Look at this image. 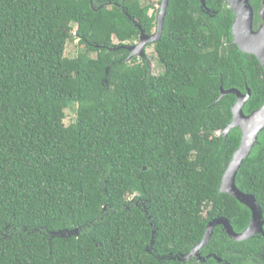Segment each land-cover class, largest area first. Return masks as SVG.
<instances>
[{
	"label": "trees",
	"instance_id": "1",
	"mask_svg": "<svg viewBox=\"0 0 264 264\" xmlns=\"http://www.w3.org/2000/svg\"><path fill=\"white\" fill-rule=\"evenodd\" d=\"M205 2L169 0L155 76L120 47L155 32L161 0H0V264H264V237L234 242L222 227L206 262L175 258L213 219L238 234L251 219L219 193L241 131L220 134L236 97L216 101L248 89L244 114L259 109L264 71L233 44L226 0ZM263 2L250 1L255 30ZM236 186L264 220V130Z\"/></svg>",
	"mask_w": 264,
	"mask_h": 264
},
{
	"label": "water",
	"instance_id": "2",
	"mask_svg": "<svg viewBox=\"0 0 264 264\" xmlns=\"http://www.w3.org/2000/svg\"><path fill=\"white\" fill-rule=\"evenodd\" d=\"M201 4V8H206L205 0H197ZM251 0H226L229 9L234 15L232 25V37L233 44L237 46L240 52L253 55L264 71V2L262 8L259 11V18L261 24L258 29L254 28L255 13L250 4ZM169 5V0H161L157 16L156 30L152 35L146 34L140 29L139 40L132 46H121V49H125L129 53V57H138L139 59H145V48L149 44L159 43L162 37L164 19L166 11ZM227 95H234L236 102L232 107V121L227 127L220 132L226 139L229 132L233 129H240L241 141L238 149L234 152L232 159L227 164L225 173L222 177L219 193L227 194L233 199L237 200L240 204L244 205L250 210L251 219L248 227L241 233H236L233 230L230 222L225 218H216L210 221L206 227L205 234L201 242H199L188 254L176 256L178 260L182 262L196 259L198 262H206L208 257H202L200 250L203 249L211 240L213 231L217 227H222L226 235L231 241L243 242L247 241L255 236L261 235L264 237V220L263 212L257 203L253 195L244 194L236 186V178L242 163L249 157L253 148L257 143L259 134L264 130V103L263 105L253 111L249 115H245L243 112L245 104L251 97L250 90L247 89L246 94H242L236 89L224 90L220 88V95L216 102L220 101ZM53 237H72L78 235V229L73 231H64L58 233H52ZM218 262L221 260L216 256H213Z\"/></svg>",
	"mask_w": 264,
	"mask_h": 264
},
{
	"label": "rangeland",
	"instance_id": "3",
	"mask_svg": "<svg viewBox=\"0 0 264 264\" xmlns=\"http://www.w3.org/2000/svg\"><path fill=\"white\" fill-rule=\"evenodd\" d=\"M141 4L144 6L149 3V0H140ZM157 1V0H154ZM160 5L156 4V8L159 10ZM153 11L151 10L149 14H152ZM114 45H118L116 41H114ZM128 45V44H127ZM80 51V46L78 44V40H75L74 42H70L66 46L65 50V56L68 58H74L77 56L78 52ZM139 59L138 57H136ZM145 58L150 66V70L153 75L158 76L163 73V67L159 63L156 53L154 52V46L153 44L147 45L145 48ZM75 112L72 109H69L66 111V119L64 121L65 125L68 126L70 123H72L75 120ZM220 135V134H219Z\"/></svg>",
	"mask_w": 264,
	"mask_h": 264
},
{
	"label": "flooded vegetation",
	"instance_id": "4",
	"mask_svg": "<svg viewBox=\"0 0 264 264\" xmlns=\"http://www.w3.org/2000/svg\"><path fill=\"white\" fill-rule=\"evenodd\" d=\"M136 44V43H135Z\"/></svg>",
	"mask_w": 264,
	"mask_h": 264
}]
</instances>
